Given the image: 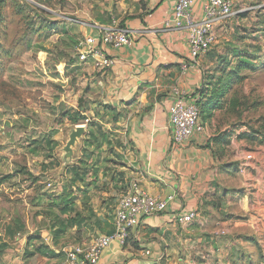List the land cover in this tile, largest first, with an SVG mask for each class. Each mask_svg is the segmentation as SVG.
Returning <instances> with one entry per match:
<instances>
[{
    "label": "rangeland",
    "instance_id": "obj_1",
    "mask_svg": "<svg viewBox=\"0 0 264 264\" xmlns=\"http://www.w3.org/2000/svg\"><path fill=\"white\" fill-rule=\"evenodd\" d=\"M4 1L0 11V264H65L67 249L87 248L115 227L121 198L117 193L122 188L107 196L103 194L107 188L100 185L99 192L88 194L87 204L84 191L74 188L76 206L87 218L82 226L62 231L58 221L67 216L58 207L48 209L52 200L47 193H61L68 182L66 171L61 174L62 149L76 125L62 113L77 108L81 97L90 100L101 91L99 84L89 80L92 66L84 65L76 52V42L84 37L79 20H87L88 1ZM248 5L252 8L236 15L211 51L228 58L227 71L240 58L254 66L241 71L245 80L228 94V99L239 98V105L233 110L226 103L209 127L213 134H228L227 143H220L223 155L230 156L242 145L251 160L246 165L249 170L244 173L246 167L238 161L221 166L228 173L225 186L230 188L202 203L203 223L197 219L183 228L147 233L162 243V257L155 264H264V167L259 166L264 152V1ZM215 65L206 74L213 81L221 75V64ZM88 119L79 124H89ZM240 133L250 136L240 138ZM80 155L77 148L75 159ZM234 162L238 166L229 164ZM15 219L20 229L13 228ZM30 235H38L31 246ZM130 243L125 249H142Z\"/></svg>",
    "mask_w": 264,
    "mask_h": 264
},
{
    "label": "crops",
    "instance_id": "obj_2",
    "mask_svg": "<svg viewBox=\"0 0 264 264\" xmlns=\"http://www.w3.org/2000/svg\"><path fill=\"white\" fill-rule=\"evenodd\" d=\"M86 1L87 20H79L83 24L80 27L84 30V37L97 34L102 26L109 25L115 19L129 29L134 39L132 45L105 47L114 63L104 71H95L91 64H84L92 66L90 82L101 87L100 95L85 100L87 114L89 117L93 115V119L103 124L105 130L113 131L118 142L115 149L117 165L105 163V158L115 156L105 151V145L101 150L98 184L106 183L108 188L103 191L104 195L116 191L109 172V167H114L123 179L118 181L117 177L116 183L122 187L119 191L117 189L119 197L131 191L136 182L140 189L153 196L164 199L170 195L175 197L168 199L166 212L146 217L136 232L131 234L129 246L133 241L142 247L141 250L135 252L132 246L130 248L133 250H128L114 241L103 253L99 264H154L162 257L159 256L162 243L150 239L147 233L153 229L175 230L177 226H187L178 223L175 217L180 212L193 209L199 214L195 220L203 223L202 203L215 199L219 191L227 192L230 188L225 186L228 173H223L221 166L238 161L242 167H246L243 170L246 173L249 170L247 162L251 160L246 159L242 145L236 147L230 156L223 155L220 143L214 141L217 134L210 132L209 123L203 132L196 133L185 143H172L168 111L175 98L174 89L194 97L196 91L207 82V69L218 63L217 55L210 57L207 54L197 64L191 62L189 69H183V61L189 59L187 32L162 27L163 21L172 15L176 0H145L144 3H140V0ZM203 1L195 2L194 9L198 16L201 15ZM235 1L236 9H239L264 0ZM236 18L235 15L223 23L218 31L219 38L223 33H228V25L233 24ZM103 104L121 113L115 123L108 121V116L102 118L105 113ZM260 154L259 166L264 167V152ZM98 155L99 151L95 153V158ZM99 191L94 186L89 194L94 195ZM147 249H150V255L145 253Z\"/></svg>",
    "mask_w": 264,
    "mask_h": 264
},
{
    "label": "built area",
    "instance_id": "obj_3",
    "mask_svg": "<svg viewBox=\"0 0 264 264\" xmlns=\"http://www.w3.org/2000/svg\"><path fill=\"white\" fill-rule=\"evenodd\" d=\"M198 0H176L172 15L163 21L164 29H178L187 32L189 59L182 66L187 70L191 62L198 60L211 51L219 40V28L233 16L252 7L236 9L235 0H204L201 15L195 12L194 5ZM261 6V5H257ZM133 37L129 29L113 20L109 25L102 26L95 35L79 39L76 45L77 57L83 64H91L96 70H105L114 63L113 58L105 51L106 46L121 47L132 45ZM174 100L169 107V128L172 143L180 145L188 141L196 133L205 130L201 121L200 109L194 97L174 89ZM91 121L90 118L88 122ZM88 126V123H82ZM253 156L248 155V159ZM169 196V200L174 199ZM168 199L153 196L140 189L134 183L131 191L121 196L116 208L114 231L111 234H100L94 243L87 248H70L66 250L65 264H99L103 253L114 241L124 246L133 232H136L146 217L161 214L168 210ZM197 210L180 212L175 219L182 225L192 223L198 217ZM150 255V249L145 251Z\"/></svg>",
    "mask_w": 264,
    "mask_h": 264
},
{
    "label": "trees",
    "instance_id": "obj_4",
    "mask_svg": "<svg viewBox=\"0 0 264 264\" xmlns=\"http://www.w3.org/2000/svg\"><path fill=\"white\" fill-rule=\"evenodd\" d=\"M144 1L145 0H140V3H144ZM4 2V0H0V11ZM31 7L39 9L35 5ZM1 16L2 15L0 12V19ZM208 54H210V57L214 56V53L212 51H209ZM218 62L219 64H221V75H219L215 81H213V79L210 80L207 77L206 84L201 89L197 90L194 95L197 105L200 109L201 121L205 125L211 122V120L215 116V112L224 108V105L226 103L230 102L233 110L239 105V98L234 95L233 97H231V99H228V94L235 88V86L245 80L246 77L241 73V71L246 68H253L254 66L249 59L240 58V61L236 64V66L231 67V69L227 71L226 68L230 63L228 58H226V56H218ZM103 107L105 109V113L104 115H102V118L108 116V121L115 123L120 117L121 113L118 112L116 108L110 105L103 104ZM62 118L69 119L73 125H77L82 121L88 119L89 116L87 114L85 101L83 106L79 105L77 108H71L67 109V111H64V113H62ZM87 127V133L78 147L81 155L77 159H75L74 163L71 164L66 170L68 182L63 187V191L61 193H47V197L52 200V202L48 205V209L51 210L54 207H58L61 214L67 216L66 219H60V221H58L59 225L62 226V231L69 227L82 226L87 221V218L84 215V211H81V209L76 206L78 197L77 195H75L74 188H77L80 191H84L86 196L85 199H87V204L90 199V197H88V194L91 188L94 186L98 188L100 186L98 184L100 172L99 162L101 160V150L104 148V145L106 146L105 151L108 154L115 156L111 159L105 158V163L111 162L112 164L117 165V155L115 149L118 142L114 137L115 135L113 134V131L108 129L105 130L103 124L95 120H91ZM227 135V133L219 134L214 138V141L216 143L223 142L224 144H226L227 141L225 136ZM248 136L250 135H245V133L239 134L240 138ZM47 143L51 144L52 141L47 140ZM97 151H99V155L95 158L94 155ZM229 164L232 166H238L239 163L234 162ZM109 168V172L111 173L110 181L112 182L114 189H116L118 188V184L116 183L117 177L119 178L118 181H122L123 179L121 174L117 172L116 168ZM103 185L104 190L105 188H108L106 186V183ZM19 225V222L16 220L17 227L13 228L20 229ZM11 231L12 230H10V232ZM113 231L114 228L108 231L107 234H111L113 233ZM36 236L38 235H30L28 237V245L31 246V243L38 238ZM128 241L129 239L127 240L126 244L128 243ZM0 244L2 245V243ZM124 247H126V245H124ZM40 248L41 247H38L34 250L31 249L29 251L30 255L34 254Z\"/></svg>",
    "mask_w": 264,
    "mask_h": 264
},
{
    "label": "water",
    "instance_id": "obj_5",
    "mask_svg": "<svg viewBox=\"0 0 264 264\" xmlns=\"http://www.w3.org/2000/svg\"><path fill=\"white\" fill-rule=\"evenodd\" d=\"M84 97L79 99V105L83 106L84 104ZM87 125L85 124H77L76 126L72 127L68 133V140L64 145L62 151V171L63 174L67 168L74 163L75 161V151L81 144V141L85 137L87 133Z\"/></svg>",
    "mask_w": 264,
    "mask_h": 264
}]
</instances>
